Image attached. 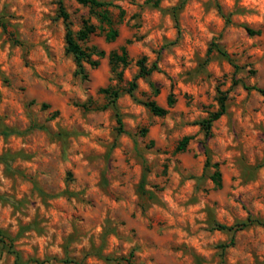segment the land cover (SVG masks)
<instances>
[{
  "label": "rangeland",
  "instance_id": "rangeland-1",
  "mask_svg": "<svg viewBox=\"0 0 264 264\" xmlns=\"http://www.w3.org/2000/svg\"><path fill=\"white\" fill-rule=\"evenodd\" d=\"M57 1L0 0V264H264V225L236 226L264 220V0H186L177 19L182 0H112L120 36L88 44L109 54L132 40L122 83L108 57L76 73ZM64 2L74 30L99 24ZM144 56L158 70L122 92L120 132L100 88L126 87ZM221 92L228 111L207 139L217 187L200 121ZM170 93L165 116L141 102Z\"/></svg>",
  "mask_w": 264,
  "mask_h": 264
},
{
  "label": "trees",
  "instance_id": "trees-1",
  "mask_svg": "<svg viewBox=\"0 0 264 264\" xmlns=\"http://www.w3.org/2000/svg\"><path fill=\"white\" fill-rule=\"evenodd\" d=\"M80 4L89 7L90 12L94 14L99 22L96 24L92 21L91 17H84L83 24L78 30H74L72 28V20L69 11L66 8L64 0H58V16L61 17L66 26V51L73 55L77 69L76 73L82 75L87 78L89 76L88 71L85 67V64H89L93 68H97L101 59L108 57L109 64L111 66V70L119 83L125 81L124 78V69L130 64L132 61L128 49V44L132 42L131 39H128L126 43L120 46L117 49H113L107 54L106 50L97 46L88 44L91 36L100 30L105 36L106 41L113 42L120 36V28L119 25L125 17L126 11L120 5L112 0H77ZM155 6L160 4L161 0H152ZM186 0H182L180 4L174 7V16L177 19L176 10L182 8ZM0 25L3 26L5 31H8V24L0 17ZM251 31V29H249ZM17 43H20L18 39H15ZM216 48L224 55H228V53L223 50L219 45L214 43ZM214 48L210 47L208 49V58L213 52ZM137 65L139 67V71L137 75L133 78V80L127 83L126 87H120L119 85H108L106 87L100 88V92L104 94L106 98V103L102 106H97V109L112 107L115 109L117 122L119 124L118 130L120 132L124 131L122 115L119 111L117 101L121 96L122 92H128L134 95V91L138 87L137 79L140 77H148L155 70H158L157 62L149 65L147 63V57H142L137 60ZM261 92L264 93V88H259ZM158 92V90H157ZM176 97L174 93H170L167 99V106H163L159 104L154 99H148L145 101H141L146 107L150 109V111L158 116H165L169 112V108L172 107L176 103ZM219 108L215 111L210 112L209 116L200 121L201 127L205 131V141L204 147L205 152L207 154V160L205 163L206 167L212 166L215 168V171L212 173V179L217 187L222 186V173L219 168V162H212L210 151L207 145V139L212 135V124L215 120L219 119L222 115L226 114L228 111V95L227 93L221 92L219 98ZM91 106V105H90ZM147 129H145V132ZM191 140V136H184L178 146V151H184L187 149L188 144ZM145 176L142 179L141 184L143 185ZM254 223H259L264 225V220L258 218H249L247 221L239 223L237 229H243L249 225ZM218 228L226 229L228 228L226 225L219 224ZM233 228V227H229ZM133 255V253H132ZM120 260H126L131 262V256L127 258H121Z\"/></svg>",
  "mask_w": 264,
  "mask_h": 264
}]
</instances>
